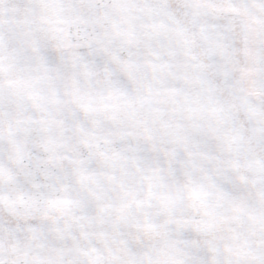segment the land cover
<instances>
[{"label": "snow or ice", "instance_id": "obj_1", "mask_svg": "<svg viewBox=\"0 0 264 264\" xmlns=\"http://www.w3.org/2000/svg\"><path fill=\"white\" fill-rule=\"evenodd\" d=\"M0 264H264V0H0Z\"/></svg>", "mask_w": 264, "mask_h": 264}]
</instances>
